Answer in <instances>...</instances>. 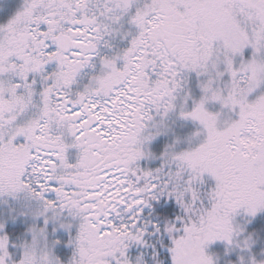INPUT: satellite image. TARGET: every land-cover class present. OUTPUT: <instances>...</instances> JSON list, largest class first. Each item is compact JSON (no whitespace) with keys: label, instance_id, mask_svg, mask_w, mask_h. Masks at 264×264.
<instances>
[{"label":"snow or ice","instance_id":"obj_1","mask_svg":"<svg viewBox=\"0 0 264 264\" xmlns=\"http://www.w3.org/2000/svg\"><path fill=\"white\" fill-rule=\"evenodd\" d=\"M0 264H264V0H0Z\"/></svg>","mask_w":264,"mask_h":264}]
</instances>
